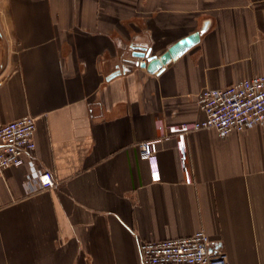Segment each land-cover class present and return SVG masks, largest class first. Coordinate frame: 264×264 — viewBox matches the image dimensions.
I'll return each instance as SVG.
<instances>
[{
	"label": "crops",
	"instance_id": "0c3cea01",
	"mask_svg": "<svg viewBox=\"0 0 264 264\" xmlns=\"http://www.w3.org/2000/svg\"><path fill=\"white\" fill-rule=\"evenodd\" d=\"M206 23L161 73L130 63ZM0 31V122L36 118L56 180L29 193L26 166L0 173V264H143L142 241L198 230L264 264V127L183 129L203 88L264 73V0H0Z\"/></svg>",
	"mask_w": 264,
	"mask_h": 264
},
{
	"label": "built area",
	"instance_id": "2783aa9c",
	"mask_svg": "<svg viewBox=\"0 0 264 264\" xmlns=\"http://www.w3.org/2000/svg\"><path fill=\"white\" fill-rule=\"evenodd\" d=\"M197 101L202 119L184 123L185 133L214 129L222 138L255 126L264 127V73L243 77L217 88H203ZM36 118L27 115L0 122V173L14 166H26L29 193L56 186L52 173L37 163ZM140 156L149 161L153 180L160 179L153 142L139 144ZM211 238L203 230L164 240L142 241L143 264H230L223 250L210 251Z\"/></svg>",
	"mask_w": 264,
	"mask_h": 264
},
{
	"label": "water",
	"instance_id": "95a60500",
	"mask_svg": "<svg viewBox=\"0 0 264 264\" xmlns=\"http://www.w3.org/2000/svg\"><path fill=\"white\" fill-rule=\"evenodd\" d=\"M206 26L207 23L201 30L181 38L161 54L152 53L151 48L147 47L135 48L130 53L129 61L135 66L146 68L149 73H161L165 65L177 59L200 41L201 34L205 31Z\"/></svg>",
	"mask_w": 264,
	"mask_h": 264
},
{
	"label": "flooded vegetation",
	"instance_id": "af4514ba",
	"mask_svg": "<svg viewBox=\"0 0 264 264\" xmlns=\"http://www.w3.org/2000/svg\"><path fill=\"white\" fill-rule=\"evenodd\" d=\"M3 38V35H2V33H1V31H0V39H2Z\"/></svg>",
	"mask_w": 264,
	"mask_h": 264
}]
</instances>
